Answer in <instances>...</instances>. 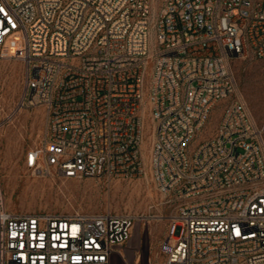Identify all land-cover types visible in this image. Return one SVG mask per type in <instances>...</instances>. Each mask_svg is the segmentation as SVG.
I'll list each match as a JSON object with an SVG mask.
<instances>
[{
  "label": "built area",
  "instance_id": "obj_1",
  "mask_svg": "<svg viewBox=\"0 0 264 264\" xmlns=\"http://www.w3.org/2000/svg\"><path fill=\"white\" fill-rule=\"evenodd\" d=\"M0 0V60L23 66L6 118L43 106L24 167L63 180L134 179L149 162L175 205L165 264H264V121L236 92L232 63L264 60V0ZM215 134L193 146L212 109ZM4 112L0 98V121ZM133 214L7 210L0 264H137Z\"/></svg>",
  "mask_w": 264,
  "mask_h": 264
},
{
  "label": "rangeland",
  "instance_id": "obj_2",
  "mask_svg": "<svg viewBox=\"0 0 264 264\" xmlns=\"http://www.w3.org/2000/svg\"><path fill=\"white\" fill-rule=\"evenodd\" d=\"M162 1L157 0V11ZM3 55L5 57L7 54L4 52ZM232 66L236 92L231 100L243 102L252 121L259 126L264 121V60L237 59ZM22 77L23 66L20 62L8 57L0 60V98L4 108L0 121V194L3 196V206L9 211L21 213L67 215L113 212L136 215L140 219L126 245L125 254L132 263L139 259L137 264H165L161 244L175 205L167 203L169 196L159 190L152 176L149 162L153 140L151 121L146 119L142 146L145 170L139 178L63 180L56 174L34 175L25 169L24 158L27 151L39 145L45 136L46 110L43 106L25 108L6 118L21 96ZM222 109L223 103L212 109L193 146L215 134ZM119 263L116 258L115 264Z\"/></svg>",
  "mask_w": 264,
  "mask_h": 264
},
{
  "label": "bare ground",
  "instance_id": "obj_3",
  "mask_svg": "<svg viewBox=\"0 0 264 264\" xmlns=\"http://www.w3.org/2000/svg\"><path fill=\"white\" fill-rule=\"evenodd\" d=\"M5 57H8L7 55L5 56ZM145 126H146V123H145ZM153 136V135H152ZM144 145V142H143V144H142V146ZM143 148V147H142ZM148 149V148H147ZM149 152V151H148ZM147 152V153H148ZM143 156H144V154H143ZM149 158V157H148ZM2 194V193H1ZM0 194V201H1V204H2V206L4 205L3 204V196ZM160 220V219H159ZM136 262H138L139 263V259H137V261H135V263ZM120 264V263H119Z\"/></svg>",
  "mask_w": 264,
  "mask_h": 264
}]
</instances>
